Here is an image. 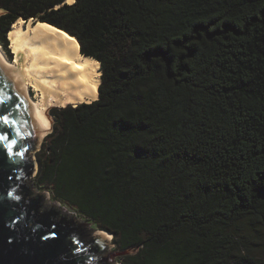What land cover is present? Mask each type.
<instances>
[{"label":"trees","instance_id":"1","mask_svg":"<svg viewBox=\"0 0 264 264\" xmlns=\"http://www.w3.org/2000/svg\"><path fill=\"white\" fill-rule=\"evenodd\" d=\"M0 10L6 49L22 18L100 62L96 100L51 109L39 189L111 233L121 263L264 264V0Z\"/></svg>","mask_w":264,"mask_h":264},{"label":"water","instance_id":"2","mask_svg":"<svg viewBox=\"0 0 264 264\" xmlns=\"http://www.w3.org/2000/svg\"><path fill=\"white\" fill-rule=\"evenodd\" d=\"M9 66L0 48V264H114L124 252L110 251L108 234L89 229L59 204L47 205L48 194L32 188L29 152L38 148L37 120Z\"/></svg>","mask_w":264,"mask_h":264},{"label":"bare ground","instance_id":"3","mask_svg":"<svg viewBox=\"0 0 264 264\" xmlns=\"http://www.w3.org/2000/svg\"><path fill=\"white\" fill-rule=\"evenodd\" d=\"M75 1L65 0L70 4ZM8 39L15 55L13 61L7 59L11 77L29 95L30 87L40 95L38 101L30 95L38 126V145L51 127L50 106L77 105L98 98L100 62L81 53L76 37L48 22L18 19L12 24ZM99 232L112 236L103 230Z\"/></svg>","mask_w":264,"mask_h":264},{"label":"rangeland","instance_id":"4","mask_svg":"<svg viewBox=\"0 0 264 264\" xmlns=\"http://www.w3.org/2000/svg\"><path fill=\"white\" fill-rule=\"evenodd\" d=\"M24 20V19H23ZM26 22V20H24ZM28 22V21H27ZM12 27V26H11ZM10 42V41H9ZM0 48L2 50V52L4 53V55L7 57V59L9 61H13L14 60V54L12 52V50L10 49V45L9 47L6 49L5 47L2 46L1 42H0ZM29 92H30V95L34 98L35 101H38L40 99V95L38 94V92L36 90L33 89V87H30L29 88ZM86 103H89V102H86ZM80 104V103H79ZM63 104L61 103H58L56 105H52L49 107L48 109V116L50 118V121H51V127L50 129L48 130V132L44 135V138H43V141L41 142V144H38V148L36 150H32L29 152V158L35 163V169L33 171V173L31 174V177H30V184L32 185V188L36 189V193H47L49 197H47V202L46 204L48 205H53V204H59L61 207L65 208L66 211H68L69 213L71 214H74L76 216V218L83 224H85L89 229H92V230H95V231H99L100 229H98L97 227L93 226L92 224H90L84 217H81L80 215H78L74 209H72L71 207H69L68 205L64 204V203H61L60 201H57L53 198L52 194L47 191V190H41L39 189L37 186H36V183H35V176L37 174V171H38V161H37V153H39V151L43 148V145L44 143L46 142L45 138L47 137V135L49 133L52 132L53 130V125H54V117L52 116L51 114V109L54 108V107H66L68 105H71V104H68L66 106H62ZM78 105V104H77ZM72 106H76V105H72ZM260 235H263V232L262 233H259ZM112 235V234H111ZM113 237L111 236V245H113L112 247H110V251L111 252H114L117 251L116 248H115V244L112 242L113 240ZM263 240L262 243L264 245V237L262 238ZM258 252L260 253V255L264 256V251H260V249L258 250ZM121 255H115L114 256V264H117V262H119V257Z\"/></svg>","mask_w":264,"mask_h":264},{"label":"snow or ice","instance_id":"5","mask_svg":"<svg viewBox=\"0 0 264 264\" xmlns=\"http://www.w3.org/2000/svg\"><path fill=\"white\" fill-rule=\"evenodd\" d=\"M0 138H2V137H0Z\"/></svg>","mask_w":264,"mask_h":264}]
</instances>
